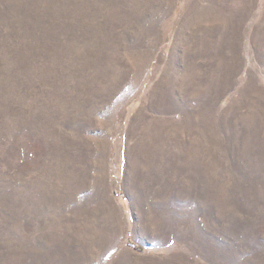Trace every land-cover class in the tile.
Returning <instances> with one entry per match:
<instances>
[{
    "label": "rangeland",
    "instance_id": "1",
    "mask_svg": "<svg viewBox=\"0 0 264 264\" xmlns=\"http://www.w3.org/2000/svg\"><path fill=\"white\" fill-rule=\"evenodd\" d=\"M0 264H264V0H0Z\"/></svg>",
    "mask_w": 264,
    "mask_h": 264
}]
</instances>
